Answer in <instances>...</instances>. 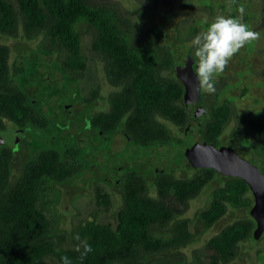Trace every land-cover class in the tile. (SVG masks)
<instances>
[{
  "label": "trees",
  "instance_id": "1",
  "mask_svg": "<svg viewBox=\"0 0 264 264\" xmlns=\"http://www.w3.org/2000/svg\"><path fill=\"white\" fill-rule=\"evenodd\" d=\"M82 23L91 29L90 49L102 60L104 78L112 89L106 95L105 111L90 110L86 114L88 129L102 137L119 130L133 152L169 146L173 137L159 120L169 122L176 129L188 130L187 112L182 103L183 88L174 77L176 51L164 41L160 24L142 30L108 3L0 0V35L13 39L18 26L27 39L42 33L49 44L43 49L49 53V48H54L63 55L62 61L53 64L65 87L77 80L85 68L76 31V26ZM9 54V47L0 45V132L7 128L22 130L23 136L28 137L22 146L36 150V155L23 164L20 179L5 191L11 150L0 147V264H60L61 256L69 257L73 264H137L151 255L179 249L194 238L188 231L187 220H173L181 216L187 210L188 201L215 178L220 179L219 185L211 190L207 207L196 215L203 228L208 229L219 221L227 207L242 209L245 216L224 225L205 242L206 264H229L235 260L240 243L254 240V222L247 212L252 197L242 180L220 176L212 164L184 178L153 169L148 174L152 176L154 190V196H150L148 175L135 166L118 168L115 164L113 171L118 175L121 207L116 212L114 226L88 221L75 228L73 242L86 241L93 248L82 261L76 247H57L49 237L51 222L41 211L39 200L47 182L61 184L79 173V165L74 164L82 155L78 149L63 145L58 138H48L51 122L39 107L51 96L56 97L58 104L67 89H49L50 83L42 81L36 63L28 66L27 73L23 69L15 70L19 72L17 84H11ZM166 72L169 73L163 74ZM32 82L37 85L33 97L26 91ZM98 96L99 90H96L82 102L89 107ZM63 104L65 102L56 108L62 109ZM200 104L203 106L201 97ZM204 108L207 115L194 134L203 147L220 149L219 137L229 121L231 108L226 101ZM247 124L260 141L264 158V125L251 119H247ZM36 134L47 138L46 147L37 145ZM239 135L240 129L236 127L229 134L230 143L235 145ZM263 164L258 165L264 175ZM101 197L104 201L107 198L105 194ZM167 229L170 234L167 239L152 235V230ZM77 234L80 241L74 239ZM61 241L57 239V243Z\"/></svg>",
  "mask_w": 264,
  "mask_h": 264
},
{
  "label": "rangeland",
  "instance_id": "2",
  "mask_svg": "<svg viewBox=\"0 0 264 264\" xmlns=\"http://www.w3.org/2000/svg\"><path fill=\"white\" fill-rule=\"evenodd\" d=\"M87 1L91 4L108 3L115 6L120 15L128 17L134 26L142 30L152 24H160L165 35L164 41L176 51L175 62L179 61L181 56L183 58L187 56L189 61L187 59L186 62L194 71L196 58L191 41L205 28V21L211 22L217 15L236 16L239 14L238 5L243 4L244 22L253 30L260 32L261 38L246 45L232 57L225 71L216 77L214 93L200 91V97L201 103L206 108L220 105L223 101L229 104L230 118L219 137L220 146L230 149L238 157L260 170L259 165L264 163L259 148L260 141L252 135L247 119L259 120L264 125V0H235V3H230V0ZM17 21L20 26L18 16ZM19 26L17 36L13 39L0 35V45H6L10 49L8 59L10 83L17 84L19 72L15 70L23 69L27 73L28 66L36 63L42 81L50 83L49 89L66 88L67 91L63 98L59 97L58 104H56L55 96H51L45 104L53 111L60 103L65 102L66 112L70 113L69 122L72 125L68 123L66 127L68 130L64 132L56 128L53 121L63 123L64 120V109L57 108L58 113L54 111L57 115H54L55 119L51 120L52 125L49 124L48 127V138H58L63 145L78 149V153L82 155L81 159L74 164L79 165V173L61 184L47 182L44 185L43 196L39 200L41 211L51 222L49 237L57 247H76L77 244L73 242V232L78 225L85 222L109 223L114 226L116 212L121 207L118 175L113 171L115 164L118 168L135 166L144 175L151 174L153 169L165 170L179 178L187 177L195 170L212 164L215 158L212 147H203L194 131L176 129L163 119H160L159 123L173 137L172 142L169 146L155 147L153 150L141 153L133 152L119 130L111 136L102 137L86 127L76 134L85 122L88 111L89 113L90 110L99 112L107 108L105 98L101 105L98 103V98L89 107H84L82 99L89 98L96 90H99L98 97L100 95L106 97L110 91L103 74V62L90 49L91 29L84 23L76 26L85 68L77 80L65 87L58 70L54 69V64L57 65L62 61V53L54 48H49L48 53L46 49H43L49 44L42 33L27 39ZM24 76L28 77L25 73ZM36 90L37 85L34 82L26 89L32 97ZM39 109H43V106L40 105ZM49 109H47L48 113L51 114ZM236 127H239L240 135L236 144L233 145L230 143L229 134ZM73 129L76 136H73ZM35 137L39 140L37 144L39 147L48 145L47 138L45 140V137L40 134H36ZM27 138L21 140L18 150L10 153L9 177L4 186L5 191L10 190L20 179L23 169L21 157L25 165L28 159L36 155V150L31 151L22 146L21 143L25 139L28 140ZM200 148L202 149L199 150ZM23 156L27 159L26 161ZM262 167L264 169V164ZM146 180L149 195L154 196L151 185L152 176H146ZM219 181V178H215L209 182L196 197L188 201L187 210L173 220H187L188 231L194 241L179 249L167 250L161 254L143 258L137 264H206L203 254L205 242L224 225L245 216L244 210L227 207L225 215L219 221L208 229L203 228L196 215L207 207L211 200L210 192L219 185ZM104 194L107 196L105 201L101 197ZM152 235L163 240L170 237L168 229L152 230ZM58 238L62 239L60 243H57ZM47 261L50 260L47 259ZM229 264H264V231L257 239L240 243L235 260Z\"/></svg>",
  "mask_w": 264,
  "mask_h": 264
},
{
  "label": "water",
  "instance_id": "3",
  "mask_svg": "<svg viewBox=\"0 0 264 264\" xmlns=\"http://www.w3.org/2000/svg\"><path fill=\"white\" fill-rule=\"evenodd\" d=\"M187 59L188 57L185 56L175 62L173 71L174 77L183 88L182 103L187 112V129L198 131L207 115V111L200 104L197 77L193 68L186 62ZM88 122L89 119L87 118L76 133L86 128ZM23 134L24 132L18 129L2 130L0 132V147H6L11 151L17 150L18 142ZM212 153L215 154L212 165L217 174L223 177L240 179L247 186L252 197V205L248 210V215L254 222L253 239H257L264 231V175L254 165L241 159L230 149L214 148Z\"/></svg>",
  "mask_w": 264,
  "mask_h": 264
},
{
  "label": "clouds",
  "instance_id": "4",
  "mask_svg": "<svg viewBox=\"0 0 264 264\" xmlns=\"http://www.w3.org/2000/svg\"><path fill=\"white\" fill-rule=\"evenodd\" d=\"M235 3V0H230ZM243 4L238 5V15H217L211 22L205 21V28L191 41L196 58L195 75L198 81V89L204 93L215 92V79L227 68L229 61L246 45L261 38V33L251 28L244 22ZM74 239L80 241L79 234ZM76 251L80 253L82 261L93 251L86 241H80L76 245ZM60 264H73L67 256L60 257Z\"/></svg>",
  "mask_w": 264,
  "mask_h": 264
},
{
  "label": "flooded vegetation",
  "instance_id": "5",
  "mask_svg": "<svg viewBox=\"0 0 264 264\" xmlns=\"http://www.w3.org/2000/svg\"><path fill=\"white\" fill-rule=\"evenodd\" d=\"M109 88H110V90H111V87L110 86H108ZM103 96H101L100 95V97H98L99 99H98V103L101 105L102 103H103V100H104V98L106 99V97H103ZM84 105V107L86 106L85 104H83ZM43 106V109H41L43 112H44V114H45V116H46V118L47 119H49L50 120V122H51V120L53 121V117H54V115H57V113H58V109L56 108V109H54L53 111H51V109H49L50 108V106H47L45 103L42 105ZM45 106V107H44ZM61 108H63L64 109V112H63V123H57L56 121H53V124L56 126V128H58V130H60V132H64V131H67L68 130V128H66L67 127V124L69 123V124H71V122H69V118H70V113L69 114H67V112H66V110H67V106L65 105V104H63V106H61ZM47 109H49L50 111H51V114L50 113H48V110ZM54 111L55 112H57V113H54ZM72 112V111H71ZM94 112H97V111H94ZM52 117V118H51ZM87 119V118H86ZM85 119V120H86ZM52 123V122H51ZM83 124V123H82ZM72 125V124H71ZM89 127V122H88V125H87V128ZM7 129H10V130H17V129H11V128H7ZM73 136H76L75 135V130L73 129ZM76 134H78V133H76ZM25 137L23 136L21 139H20V141H19V144H18V146L20 145V142H21V140L22 139H24ZM19 148V147H18ZM18 148H17V150H18ZM24 157V156H23ZM24 159H25V161L27 160L25 157H24ZM20 160H22L23 161V163L22 164H24V160H23V158L21 157V159Z\"/></svg>",
  "mask_w": 264,
  "mask_h": 264
}]
</instances>
